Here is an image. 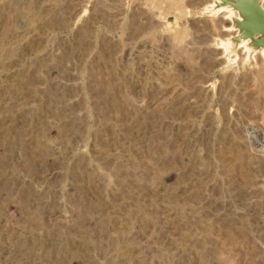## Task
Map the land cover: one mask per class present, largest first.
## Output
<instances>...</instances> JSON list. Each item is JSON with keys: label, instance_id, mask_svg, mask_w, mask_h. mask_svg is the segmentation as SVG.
<instances>
[{"label": "rangeland", "instance_id": "obj_1", "mask_svg": "<svg viewBox=\"0 0 264 264\" xmlns=\"http://www.w3.org/2000/svg\"><path fill=\"white\" fill-rule=\"evenodd\" d=\"M211 1L0 0V264H264V52Z\"/></svg>", "mask_w": 264, "mask_h": 264}, {"label": "water", "instance_id": "obj_2", "mask_svg": "<svg viewBox=\"0 0 264 264\" xmlns=\"http://www.w3.org/2000/svg\"><path fill=\"white\" fill-rule=\"evenodd\" d=\"M240 15L241 20L233 21L239 32L233 37L235 45L240 39H247L248 45L254 49L264 47V9L259 0H220Z\"/></svg>", "mask_w": 264, "mask_h": 264}, {"label": "bare ground", "instance_id": "obj_3", "mask_svg": "<svg viewBox=\"0 0 264 264\" xmlns=\"http://www.w3.org/2000/svg\"><path fill=\"white\" fill-rule=\"evenodd\" d=\"M259 3L261 5V7L264 9V3H261V0H259ZM211 6L213 7L214 12L218 11V10L227 11L229 17H234L235 20H241V17L237 13V11H235L233 8L229 7L228 5H222L220 0H212L211 1ZM238 35H239V32L237 30V31L234 32V36H238ZM248 43H249V41L247 39H240L239 42L236 44V46L237 47H243L246 51H249L252 47H250L248 45ZM229 44L230 43L228 41H226L225 49H227ZM257 51L259 53H263L264 52V47L258 48Z\"/></svg>", "mask_w": 264, "mask_h": 264}]
</instances>
